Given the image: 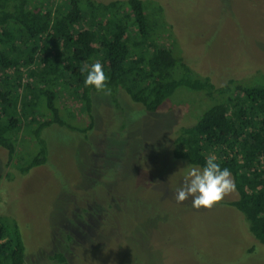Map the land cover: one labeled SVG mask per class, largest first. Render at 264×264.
<instances>
[{
	"label": "rangeland",
	"instance_id": "374dc122",
	"mask_svg": "<svg viewBox=\"0 0 264 264\" xmlns=\"http://www.w3.org/2000/svg\"><path fill=\"white\" fill-rule=\"evenodd\" d=\"M141 1L145 11L160 9L156 45L175 52L195 77L216 87L264 78V0ZM92 96L90 131H41L43 165L26 174L16 169V156L33 150L25 124L13 161L0 147V218L17 223L25 264H57L49 259L54 253L63 264H264V245L224 204L236 192L211 209L173 199L188 165L171 157L172 140L210 101L178 88L149 114L122 91ZM58 105L65 121L88 122L72 94H59Z\"/></svg>",
	"mask_w": 264,
	"mask_h": 264
},
{
	"label": "trees",
	"instance_id": "16d2710c",
	"mask_svg": "<svg viewBox=\"0 0 264 264\" xmlns=\"http://www.w3.org/2000/svg\"><path fill=\"white\" fill-rule=\"evenodd\" d=\"M159 11L156 6L145 11L141 0H0V147L7 162L13 161L17 131L27 126L33 150L14 160L18 172L26 174L46 162L44 128L90 131L92 95L105 94L85 86L81 69L97 61L109 77L110 97L122 91L145 113H155L178 88L201 94L210 105L192 125L177 130L171 157L203 167L215 156L222 169L229 168L236 199L224 204L264 245V78L249 85L227 80L216 87L208 78L195 77L175 52L154 42ZM62 93L78 99L86 125L65 121L58 105ZM24 259L17 223L0 218V264H25ZM49 259L65 263L61 253Z\"/></svg>",
	"mask_w": 264,
	"mask_h": 264
},
{
	"label": "clouds",
	"instance_id": "9594fccd",
	"mask_svg": "<svg viewBox=\"0 0 264 264\" xmlns=\"http://www.w3.org/2000/svg\"><path fill=\"white\" fill-rule=\"evenodd\" d=\"M81 71L86 73V87H93L98 92L111 95L109 77L100 62L86 65ZM235 191L236 184L230 169H222L216 162V157L209 156L203 167L187 166V173L182 184L174 191L173 199L177 203L191 201V206L196 210L211 209Z\"/></svg>",
	"mask_w": 264,
	"mask_h": 264
}]
</instances>
